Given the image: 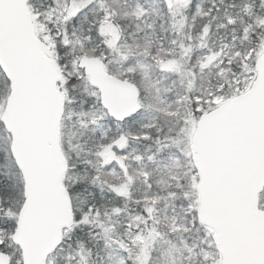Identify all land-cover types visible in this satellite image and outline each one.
<instances>
[{"label":"snow or ice","instance_id":"snow-or-ice-1","mask_svg":"<svg viewBox=\"0 0 264 264\" xmlns=\"http://www.w3.org/2000/svg\"><path fill=\"white\" fill-rule=\"evenodd\" d=\"M0 264H264V0H0Z\"/></svg>","mask_w":264,"mask_h":264}]
</instances>
